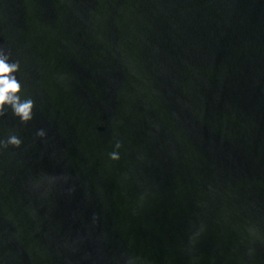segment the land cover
I'll use <instances>...</instances> for the list:
<instances>
[{
  "label": "water",
  "instance_id": "1",
  "mask_svg": "<svg viewBox=\"0 0 264 264\" xmlns=\"http://www.w3.org/2000/svg\"><path fill=\"white\" fill-rule=\"evenodd\" d=\"M0 51V264H264V0H0Z\"/></svg>",
  "mask_w": 264,
  "mask_h": 264
},
{
  "label": "clouds",
  "instance_id": "2",
  "mask_svg": "<svg viewBox=\"0 0 264 264\" xmlns=\"http://www.w3.org/2000/svg\"><path fill=\"white\" fill-rule=\"evenodd\" d=\"M17 68L18 64L10 62L8 55L0 51V113L5 108H8L21 121H27L31 118L33 101L30 98L22 99L18 94L21 86L15 77ZM37 135L43 136V130H38ZM7 142L14 145L20 144V140L16 136H10ZM3 143V141H0V145ZM114 147H120L119 141L116 142ZM108 156L111 159L118 158V154L115 151L109 152Z\"/></svg>",
  "mask_w": 264,
  "mask_h": 264
}]
</instances>
